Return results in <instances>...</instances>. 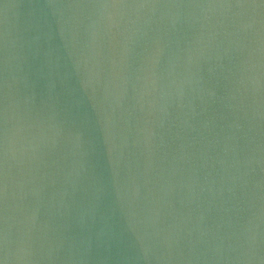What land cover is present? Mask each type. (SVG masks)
Returning <instances> with one entry per match:
<instances>
[{
  "label": "water",
  "instance_id": "water-1",
  "mask_svg": "<svg viewBox=\"0 0 264 264\" xmlns=\"http://www.w3.org/2000/svg\"><path fill=\"white\" fill-rule=\"evenodd\" d=\"M0 264H264V0H0Z\"/></svg>",
  "mask_w": 264,
  "mask_h": 264
}]
</instances>
